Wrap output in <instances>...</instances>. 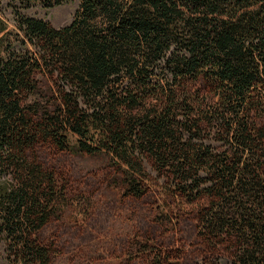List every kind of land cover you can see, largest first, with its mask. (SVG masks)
<instances>
[{"label": "trees", "instance_id": "16d2710c", "mask_svg": "<svg viewBox=\"0 0 264 264\" xmlns=\"http://www.w3.org/2000/svg\"><path fill=\"white\" fill-rule=\"evenodd\" d=\"M73 1L0 0L22 36L18 46L0 38L4 255L54 264L40 235L67 192L42 161L50 147L109 153L138 198L151 166L202 207L208 256L231 242L228 264H264V0H78L61 30L29 14ZM168 261L159 253L151 264Z\"/></svg>", "mask_w": 264, "mask_h": 264}, {"label": "rangeland", "instance_id": "374dc122", "mask_svg": "<svg viewBox=\"0 0 264 264\" xmlns=\"http://www.w3.org/2000/svg\"><path fill=\"white\" fill-rule=\"evenodd\" d=\"M78 8L74 0L29 14L61 30L72 23ZM0 20L8 28L0 35H7L3 45H20L17 18L9 7L0 10ZM41 87L53 93L49 76L41 79ZM41 158L67 192L61 218L40 235L54 264H151L159 253L169 258L167 264H228L233 257L231 242L217 257L204 252L199 241L202 207L172 192L151 166L148 192L138 198L128 193L121 168L107 152L87 155L46 147ZM0 264H11L1 245Z\"/></svg>", "mask_w": 264, "mask_h": 264}]
</instances>
